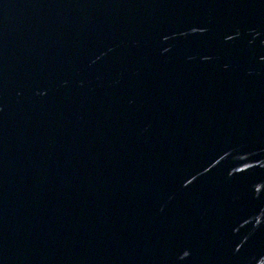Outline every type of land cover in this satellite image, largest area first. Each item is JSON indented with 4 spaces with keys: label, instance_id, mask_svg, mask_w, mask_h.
Masks as SVG:
<instances>
[{
    "label": "water",
    "instance_id": "obj_1",
    "mask_svg": "<svg viewBox=\"0 0 264 264\" xmlns=\"http://www.w3.org/2000/svg\"><path fill=\"white\" fill-rule=\"evenodd\" d=\"M0 264H264V0H0Z\"/></svg>",
    "mask_w": 264,
    "mask_h": 264
}]
</instances>
